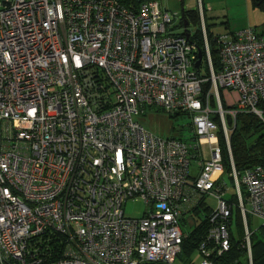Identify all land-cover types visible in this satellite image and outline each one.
Returning a JSON list of instances; mask_svg holds the SVG:
<instances>
[{
  "label": "built area",
  "instance_id": "obj_1",
  "mask_svg": "<svg viewBox=\"0 0 264 264\" xmlns=\"http://www.w3.org/2000/svg\"><path fill=\"white\" fill-rule=\"evenodd\" d=\"M176 16L157 0L136 12L117 0H0V264H174L185 204L207 198L216 206L197 251L212 264L229 251L234 208L219 130L246 240L247 215L264 226V166L239 173L230 151L237 114L264 121V34L216 37L214 69L201 9V77ZM146 107L187 113L192 140L146 130ZM130 199L147 206L142 218L124 215Z\"/></svg>",
  "mask_w": 264,
  "mask_h": 264
},
{
  "label": "rangeland",
  "instance_id": "obj_2",
  "mask_svg": "<svg viewBox=\"0 0 264 264\" xmlns=\"http://www.w3.org/2000/svg\"><path fill=\"white\" fill-rule=\"evenodd\" d=\"M162 9H165L170 15L177 14L173 20L172 28L175 33L178 32L177 27L181 22L182 11H198L201 13L203 10V17L205 27L209 34L213 37H221L225 33L237 35L240 31L252 28L256 33H264V6H254L250 0H158ZM202 27V25L200 24ZM199 24L189 23L187 26L188 33L192 36L200 29ZM180 30L179 32H181ZM200 74L206 76L205 62L201 63ZM236 92L223 90L222 100L227 106H233L236 102ZM140 122L146 130L157 135L159 137H188L192 134L191 130V118L188 115H178L176 117H170V115L164 113L162 110L146 107L139 117ZM196 162L191 164V174L197 175L198 172L194 170ZM228 174H224V181L226 182L229 191L228 197L232 198L235 195L234 185L229 181ZM209 205L214 208L215 202L212 199L208 200ZM147 206L140 199H130L123 205L124 215L133 219H140L147 211ZM248 210V209H247ZM237 215V208H233L232 219V233L237 239L235 218ZM247 225L249 231L253 233L255 242H260L264 246V236L262 230V223L255 217L247 215ZM186 223L181 222L180 227L182 230H186ZM243 248L250 247L251 240L247 241L245 232L242 238ZM248 259V254H247ZM191 264H198L201 257L198 251H194L190 257ZM174 264H186V260L183 255L179 254Z\"/></svg>",
  "mask_w": 264,
  "mask_h": 264
},
{
  "label": "trees",
  "instance_id": "obj_3",
  "mask_svg": "<svg viewBox=\"0 0 264 264\" xmlns=\"http://www.w3.org/2000/svg\"><path fill=\"white\" fill-rule=\"evenodd\" d=\"M129 10L136 12L140 4L149 0H117ZM264 3L260 4L259 7H263ZM180 23L177 27V30H182V33H188L187 27H184V22L199 24L200 26V17L198 11H182ZM207 30V29H206ZM264 34V33H263ZM194 39L197 42V48L202 53V61L205 62L206 76L201 75V77L208 76V67L205 58L204 52V43L202 38L201 30H198L192 36L190 40ZM207 39L209 43L210 57L212 65L215 68H218L219 60L217 56L216 48V38L213 37L207 31ZM202 63V62H201ZM201 67V66H200ZM200 73V68L197 70V74ZM210 88V82H205L202 84V94L208 92ZM259 109L263 113L264 120V102H260ZM178 115H188L187 113H175L170 115V117H176ZM189 116V115H188ZM215 120V118H214ZM227 125L232 128V121L230 118L226 120ZM219 145L221 147V157L222 165L224 168V174H229L231 172V166L229 161V153L225 144V140L222 132L219 130ZM180 141L188 142L192 140L191 134L188 137H174ZM230 151L233 163L237 172L242 173L245 169L252 168L255 166H264V121L260 120L253 114L240 113L236 115L235 127L230 136ZM229 181L233 184L232 178L228 175ZM229 198V203L234 205L237 208V215L235 218L236 224V236L234 237L232 233V219H233V209L230 217L229 224V236H230V248L229 251L220 257H213L212 264H248L247 252L246 249L241 246L242 238L244 235V227L242 223V218L240 211L237 207L236 196ZM210 211L206 210L205 219L201 224L195 226L193 230L185 236L181 245V255L184 256L186 264H190V257L194 251H196L202 241L205 239L209 223L206 220ZM263 230L264 236V226L261 227ZM251 240V256L252 263L255 264L261 258L264 257V246L260 242H255L253 238V233L250 232ZM143 264H162V263H143Z\"/></svg>",
  "mask_w": 264,
  "mask_h": 264
},
{
  "label": "crops",
  "instance_id": "obj_4",
  "mask_svg": "<svg viewBox=\"0 0 264 264\" xmlns=\"http://www.w3.org/2000/svg\"><path fill=\"white\" fill-rule=\"evenodd\" d=\"M178 31H180V30H178ZM225 34H229V33H225ZM191 130H192V128H191ZM191 137H192V134H191ZM194 170H196L198 172L196 165L194 166ZM193 176H196V175H193ZM209 199H211V198H207V199L203 200L202 202H198V203H194V204H192V202H188V203L186 202L184 222L187 225V226H185L186 230L190 229L189 232H186L183 230L186 235L189 234L195 226L201 224L202 221H204L206 210L210 211V209H213L208 203ZM215 206H216V204H215ZM246 221H247V218H246ZM242 223H243V219H242ZM243 227H244V224H243ZM247 227H248V225H247ZM248 230H249V228H248ZM190 264H191V262H190Z\"/></svg>",
  "mask_w": 264,
  "mask_h": 264
},
{
  "label": "water",
  "instance_id": "obj_5",
  "mask_svg": "<svg viewBox=\"0 0 264 264\" xmlns=\"http://www.w3.org/2000/svg\"><path fill=\"white\" fill-rule=\"evenodd\" d=\"M251 2L254 6H259L260 4L264 2V0H251ZM184 27H187V22H184ZM185 36L188 37V34H185ZM201 61H202V53L199 51L198 56H197V61L194 64V68L196 70L199 69ZM255 264H264V257L261 258L259 261H257Z\"/></svg>",
  "mask_w": 264,
  "mask_h": 264
},
{
  "label": "bare ground",
  "instance_id": "obj_6",
  "mask_svg": "<svg viewBox=\"0 0 264 264\" xmlns=\"http://www.w3.org/2000/svg\"><path fill=\"white\" fill-rule=\"evenodd\" d=\"M188 34V33H187ZM202 62V61H201Z\"/></svg>",
  "mask_w": 264,
  "mask_h": 264
},
{
  "label": "flooded vegetation",
  "instance_id": "obj_7",
  "mask_svg": "<svg viewBox=\"0 0 264 264\" xmlns=\"http://www.w3.org/2000/svg\"><path fill=\"white\" fill-rule=\"evenodd\" d=\"M264 3V2H263Z\"/></svg>",
  "mask_w": 264,
  "mask_h": 264
}]
</instances>
